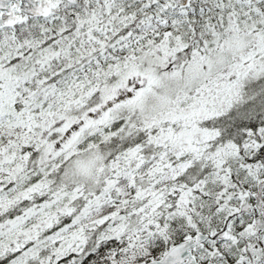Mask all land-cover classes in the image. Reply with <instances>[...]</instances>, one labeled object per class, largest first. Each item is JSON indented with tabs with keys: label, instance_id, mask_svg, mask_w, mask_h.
<instances>
[{
	"label": "snow or ice",
	"instance_id": "obj_1",
	"mask_svg": "<svg viewBox=\"0 0 264 264\" xmlns=\"http://www.w3.org/2000/svg\"><path fill=\"white\" fill-rule=\"evenodd\" d=\"M0 264H264V0H0Z\"/></svg>",
	"mask_w": 264,
	"mask_h": 264
}]
</instances>
